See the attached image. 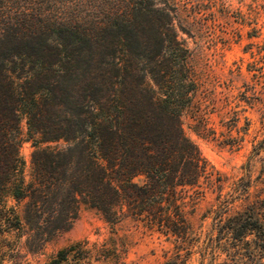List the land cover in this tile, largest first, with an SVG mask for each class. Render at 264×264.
I'll list each match as a JSON object with an SVG mask.
<instances>
[{"label": "trees", "instance_id": "1", "mask_svg": "<svg viewBox=\"0 0 264 264\" xmlns=\"http://www.w3.org/2000/svg\"><path fill=\"white\" fill-rule=\"evenodd\" d=\"M49 1L0 0V264L45 204L60 206L57 229L85 204L109 224L131 216L196 244L188 207L207 190L217 192L204 214L213 218L208 244H253L264 256V197L251 199L252 177L227 181L185 132L189 110L204 130L208 117L171 1L79 0L73 17ZM23 118L35 146L30 179ZM262 151L264 139L252 157ZM10 197H29L26 212ZM101 249L77 242L48 264H89Z\"/></svg>", "mask_w": 264, "mask_h": 264}, {"label": "rangeland", "instance_id": "2", "mask_svg": "<svg viewBox=\"0 0 264 264\" xmlns=\"http://www.w3.org/2000/svg\"><path fill=\"white\" fill-rule=\"evenodd\" d=\"M78 1L52 0L48 6L55 14L73 17ZM170 1L179 37L191 49V64L201 78L198 98L208 117L204 130L203 125L196 126V108L189 110L184 117L185 132L227 181L248 173L253 180L251 199L263 198L264 151L252 157V149L264 139V0ZM20 126V155L30 179L34 140L28 136L25 118ZM143 180V176L134 179L137 183ZM228 190L230 187L225 192ZM216 195L207 190L196 205L188 207L196 244H175L173 238L131 216L109 224L99 211L85 204L75 220L57 229L60 206L45 204L20 236H12L16 249L3 264H48L59 250L77 242L102 248L103 255L94 256L89 264H264V256L254 255L253 244H208L213 218L204 214L216 202ZM29 201V197L8 199L21 213L26 212Z\"/></svg>", "mask_w": 264, "mask_h": 264}]
</instances>
